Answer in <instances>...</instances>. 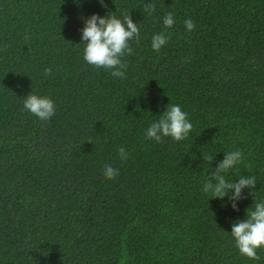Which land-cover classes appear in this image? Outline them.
Wrapping results in <instances>:
<instances>
[{"label": "trees", "instance_id": "1", "mask_svg": "<svg viewBox=\"0 0 264 264\" xmlns=\"http://www.w3.org/2000/svg\"><path fill=\"white\" fill-rule=\"evenodd\" d=\"M129 13L141 39L119 79L83 59L82 29ZM158 33L170 39L156 52ZM31 92L55 102L51 121L24 109ZM171 103L191 134L147 139ZM235 150L225 178L255 176L264 201V0H0V264H264L231 235L252 190L239 211L203 191Z\"/></svg>", "mask_w": 264, "mask_h": 264}, {"label": "clouds", "instance_id": "2", "mask_svg": "<svg viewBox=\"0 0 264 264\" xmlns=\"http://www.w3.org/2000/svg\"><path fill=\"white\" fill-rule=\"evenodd\" d=\"M146 14L152 15L156 6L147 2L143 6ZM173 13L169 12L163 19L165 29L172 28L175 24ZM186 29L191 32L196 29V23L191 19L184 21ZM85 45L83 59L94 68L110 70V74L119 79H126L128 64L126 57L133 55V42L140 43L139 25L133 22L131 14H125L123 19L113 14L99 16L93 14L86 19L85 27L82 29L81 37ZM170 37L164 33L155 34L152 37L151 47L159 52L165 47ZM52 74L51 68L44 70V76ZM23 107L33 116L41 121H51L56 114L55 102L47 96H39L32 92L23 101ZM193 125L188 118V113L183 111L181 106L169 104L167 110L160 115L158 121L151 123L146 130V138L157 143H163L165 138L170 137L176 142L186 140L191 134ZM90 143V142H89ZM119 158L127 160L129 154L124 147L119 148ZM209 162L213 161L212 156H204ZM244 154L241 150L225 153V158L218 166L211 171L208 180L203 186L205 193H211L213 198L229 197L232 201V208L239 211L237 202L246 199L245 189H251L249 195L254 196L255 203L246 210L247 218L237 220L232 225L231 235L235 240L236 247L242 256L252 260H259L258 252L264 250V201L256 200L255 176H240L238 182H229L225 174L237 165L242 163ZM119 169L111 165L104 168L106 179H116L119 176ZM213 180L215 183H213Z\"/></svg>", "mask_w": 264, "mask_h": 264}]
</instances>
